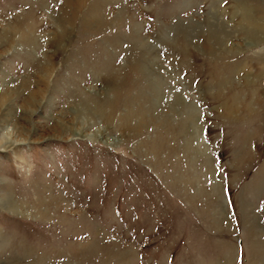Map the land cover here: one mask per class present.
I'll list each match as a JSON object with an SVG mask.
<instances>
[{
  "label": "rangeland",
  "instance_id": "374dc122",
  "mask_svg": "<svg viewBox=\"0 0 264 264\" xmlns=\"http://www.w3.org/2000/svg\"><path fill=\"white\" fill-rule=\"evenodd\" d=\"M0 138V264H264V0H0Z\"/></svg>",
  "mask_w": 264,
  "mask_h": 264
},
{
  "label": "bare ground",
  "instance_id": "6f19581e",
  "mask_svg": "<svg viewBox=\"0 0 264 264\" xmlns=\"http://www.w3.org/2000/svg\"><path fill=\"white\" fill-rule=\"evenodd\" d=\"M260 31V30H259ZM34 95V94H33ZM36 102V101H35ZM7 139V138H6ZM6 139L4 138H0V143L4 142ZM0 202L3 204H1L4 208L8 209V210H12V204L10 203V200L8 198H2L0 199Z\"/></svg>",
  "mask_w": 264,
  "mask_h": 264
}]
</instances>
